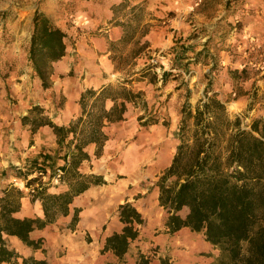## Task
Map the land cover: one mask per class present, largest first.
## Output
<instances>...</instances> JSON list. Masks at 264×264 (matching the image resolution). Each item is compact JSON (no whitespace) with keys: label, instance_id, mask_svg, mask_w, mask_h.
I'll use <instances>...</instances> for the list:
<instances>
[{"label":"rangeland","instance_id":"obj_1","mask_svg":"<svg viewBox=\"0 0 264 264\" xmlns=\"http://www.w3.org/2000/svg\"><path fill=\"white\" fill-rule=\"evenodd\" d=\"M37 10L68 34L72 59L77 57L75 49L84 32L99 35L115 25L123 28L120 39L109 41L114 70L105 78L151 98L149 111L138 115L133 133L116 146L113 161L121 167L123 153H130L137 142L141 147L138 154H142L137 169L148 175L142 178L143 187L157 184L161 174L152 167L157 161L164 167L159 153L167 144L174 157L186 103L194 112L200 100L216 95L231 119L241 117L244 129L250 130L255 121L264 124V0H0V79L6 81L8 94L7 78L30 74L26 39ZM163 29L170 36L177 33L176 44L168 35L165 44L163 36L150 40ZM69 75L75 77L76 73ZM232 102L235 108L230 106ZM144 117L156 119L160 130L151 129V123L143 124L140 119ZM187 123L192 127L193 119L188 118ZM137 151L133 149L131 155ZM193 236L201 248L203 233ZM170 245L169 241L154 244L145 238L142 244L133 243L122 260L107 264H140L141 255L150 259L149 264H161L162 258L171 264ZM198 249L191 257L181 256L178 264H203L208 253ZM66 251L61 250L60 255Z\"/></svg>","mask_w":264,"mask_h":264},{"label":"crops","instance_id":"obj_2","mask_svg":"<svg viewBox=\"0 0 264 264\" xmlns=\"http://www.w3.org/2000/svg\"><path fill=\"white\" fill-rule=\"evenodd\" d=\"M163 14L164 12H160L159 16ZM34 15L35 13L31 20ZM33 29L34 24L31 23L28 29L29 36L26 39L29 46L26 50L29 62H32L29 54V40ZM122 35L123 28L117 25L109 27L105 30V34L91 35L84 32L75 49L76 59L71 58L72 49L70 52L69 46L67 54L53 63L50 86L47 88L43 86L42 80L35 73L33 62L29 69L30 74L27 76L16 77L13 80L12 77L7 78V83L10 85L9 94L5 89L6 81L0 79V207L5 202V198H13L20 204L19 210L14 212L15 216L44 218L43 202L35 196L36 194L30 192L31 186L41 184L48 193L60 195L72 194L80 181L91 182L98 176L106 181L104 184L91 182L86 190L73 197L66 214L59 211L55 219L47 226L31 231L30 237L33 240L42 239L41 248L28 246L17 236L6 235L9 247L24 257L34 256L37 259H46L49 264L118 262L119 258L112 251L102 253L101 250L108 236L122 231L124 223L120 220L119 205L125 202L133 203L146 219L145 224L140 227L139 236L131 242L129 251L133 243L142 244L145 238L154 244L169 241L170 247L172 246L169 254L172 257L171 264H178L181 256L191 257L199 248L193 234H200V232L192 231L189 227H183L175 233L169 232L166 225L169 214L160 205L158 185L152 182L151 187L142 186V178L148 175L147 173L141 175L142 172L137 169L136 163L142 156L138 154L141 152V147L137 142L133 146V149L137 148V154L131 155L133 149L130 153L127 150L123 153L121 162L118 163L121 167L114 164L113 159L117 155L116 146L133 133L138 115L146 111L141 104L127 102L125 119L107 123L103 127L108 139L102 155L97 157L95 155L97 145L89 144L87 151L91 155V160H84L81 163L78 168L81 173L79 178L70 176L68 172L74 143L71 147L65 144L61 146L50 124L38 125L40 120L52 121L61 126L70 125L83 113L80 103L82 93L88 88L99 89L111 84L110 80L105 78L110 70H114V63L109 58L111 53L109 41L118 40ZM167 35L166 29L159 30L155 35H151L150 40L158 41L157 38L163 36L165 40L163 44H165L168 41ZM176 35L175 32L171 36L168 35L173 45L176 44L174 41L177 39L174 37ZM168 47L171 48V45L168 44ZM71 72L76 73L75 77L69 75ZM140 93L148 104L151 95L144 94L143 91ZM13 98L17 101L11 103ZM112 105L113 101L108 100L106 107L110 108ZM35 107H38L37 111L34 110ZM134 114H136L135 118ZM24 116H29L30 121H23ZM146 119L147 117H144L140 120ZM150 127L153 130L156 128L160 130L157 123L151 124ZM71 138L73 134L70 135L69 139ZM166 148L168 144L159 153L160 157H164L165 162L161 163L164 167L159 166L161 161H157V164L152 167V169L159 168L161 175L171 165L173 158L170 153L172 148L169 150ZM169 155L171 157L168 160ZM59 168L63 169V178L56 176V170ZM67 173L68 176H66ZM135 181L137 185H134ZM180 213L185 216L188 208L185 207ZM75 215L78 220L74 223ZM180 244L185 245L189 252L188 249L180 248ZM192 248H194L193 252ZM199 249L206 250L204 252L208 253L202 259L203 264L212 263L220 254V250H216L205 236L204 244ZM61 250H67V253L61 256ZM21 262L22 258H18L17 264ZM189 263L191 264V261Z\"/></svg>","mask_w":264,"mask_h":264},{"label":"trees","instance_id":"obj_3","mask_svg":"<svg viewBox=\"0 0 264 264\" xmlns=\"http://www.w3.org/2000/svg\"><path fill=\"white\" fill-rule=\"evenodd\" d=\"M33 23L30 59L35 73L47 88L53 63L67 54V33L39 10ZM108 100L113 101L110 108L106 107ZM127 102L141 104L148 111V104L140 92L126 85L108 84L99 89L88 88L82 93L83 113L70 125L38 122L39 126L47 123L54 128L61 146L71 147L74 143L68 170L70 176L79 178L81 163L91 160L87 151L89 144L97 145V157L102 155L108 139L103 127L125 119ZM182 113L180 143L171 165L157 181L160 205L169 214L166 222L169 232L189 227L203 233L221 252L217 261L210 264H264V124L255 121L250 130L244 129L241 117L231 119L225 103L216 95L200 100L194 112L186 103ZM188 118L193 119L192 127L187 123ZM23 121H30V117L24 116ZM147 123L158 121L150 117L143 121ZM71 134L73 138L69 139ZM91 182L106 183L99 176ZM91 182H78L72 194L53 195L44 186L37 189L35 196L43 202L44 218L15 216L19 201L5 198L0 207V264H17L18 258H22L21 264H49L46 259L24 257L10 248L6 235L17 236L28 246L41 248L42 239L33 240L31 231L47 226L59 211L66 214L73 197L86 190ZM185 207L188 213L183 216L180 211ZM119 216L124 227L106 238L101 252L110 250L122 260L146 219L131 202L119 205ZM77 220L75 215L73 222ZM168 262L167 258L161 259V264ZM149 263L150 259L141 255L140 264Z\"/></svg>","mask_w":264,"mask_h":264},{"label":"built area","instance_id":"obj_4","mask_svg":"<svg viewBox=\"0 0 264 264\" xmlns=\"http://www.w3.org/2000/svg\"><path fill=\"white\" fill-rule=\"evenodd\" d=\"M63 169L62 168H59L56 170V176L57 177H61L63 175ZM43 185L41 184H38V185H34V186H31L30 188V192L33 193V194H36L37 193V189L41 188Z\"/></svg>","mask_w":264,"mask_h":264},{"label":"bare ground","instance_id":"obj_5","mask_svg":"<svg viewBox=\"0 0 264 264\" xmlns=\"http://www.w3.org/2000/svg\"><path fill=\"white\" fill-rule=\"evenodd\" d=\"M230 106L231 107H233V108H235L236 107V104L234 103V102H232L231 104H230ZM85 247V246H84ZM93 251V250H92ZM69 255V254H68ZM73 255V254H72ZM79 255V254H78Z\"/></svg>","mask_w":264,"mask_h":264}]
</instances>
